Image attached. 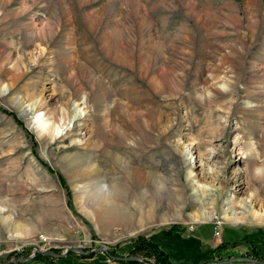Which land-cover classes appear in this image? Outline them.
<instances>
[{"label":"rangeland","instance_id":"obj_1","mask_svg":"<svg viewBox=\"0 0 264 264\" xmlns=\"http://www.w3.org/2000/svg\"><path fill=\"white\" fill-rule=\"evenodd\" d=\"M0 264H264V0H0Z\"/></svg>","mask_w":264,"mask_h":264},{"label":"bare ground","instance_id":"obj_2","mask_svg":"<svg viewBox=\"0 0 264 264\" xmlns=\"http://www.w3.org/2000/svg\"><path fill=\"white\" fill-rule=\"evenodd\" d=\"M123 147H126V146H123ZM136 150L145 151V149L143 147H139ZM163 178H164V176L162 177L161 175L159 177H156V176L153 177V180H156V181H154V183L152 185H154L156 187V190L161 189L162 187L163 188L165 187L164 183H163ZM190 181H193V179H191ZM197 191L198 192H196V195H197L196 197L198 200H200L198 197L199 196V190H197ZM145 193H146V191H145ZM133 196H134V194L130 193V190H128L126 188L124 190H120V188H119V191L117 189H113V188L107 189V191H105L101 194V199H100L101 201L98 205V214L96 216V219H101V221H103L104 223L107 222L108 224L111 223L112 225L113 224H122V222L129 224V223H132L135 221V222L139 223L138 224L139 225L138 228H139V227H141L140 224L147 221V220L152 221V220L158 219L160 217H163L164 215H166L165 214L166 211L173 212V211H177V208L181 209L182 206H180V204H181V202H183L185 200L184 197L182 196V194H178L176 196L175 195L171 196L169 200H165L163 192H160V191H156L155 193L150 192V193L145 194L143 196H141V194H140L141 197L139 196L138 197L139 199L138 198L134 199ZM163 211H164V213H163ZM206 215L207 214L202 215L199 213H195V214H193L192 217H193V219L194 218L204 219V218H206ZM3 219L5 221L8 220L5 217H3ZM27 235H29V233ZM16 236H18V235H16Z\"/></svg>","mask_w":264,"mask_h":264},{"label":"water","instance_id":"obj_3","mask_svg":"<svg viewBox=\"0 0 264 264\" xmlns=\"http://www.w3.org/2000/svg\"><path fill=\"white\" fill-rule=\"evenodd\" d=\"M100 249H104V247H100V248H97L95 250H92L91 252H94L96 250H100ZM68 250H73V251H79L81 252L82 254H87V253H91V252H88V251H85L83 249H77V248H69ZM63 254H58V256H62ZM29 259H31V257H29ZM129 259H132V258H129ZM134 259V258H133Z\"/></svg>","mask_w":264,"mask_h":264},{"label":"trees","instance_id":"obj_4","mask_svg":"<svg viewBox=\"0 0 264 264\" xmlns=\"http://www.w3.org/2000/svg\"><path fill=\"white\" fill-rule=\"evenodd\" d=\"M6 111V110H5ZM14 117L17 119V121L20 123V124H22L21 123V119H19V118H17L16 117V114H14ZM151 240V239H150ZM142 242H144V240L142 241ZM156 246H157V244H156ZM157 249V248H156ZM136 250V249H135ZM153 250V249H152ZM155 251V250H154ZM157 251H158V249H157ZM160 253H163L162 251H160ZM92 255H94V254H91L90 256H92ZM81 257H84V255H81Z\"/></svg>","mask_w":264,"mask_h":264}]
</instances>
